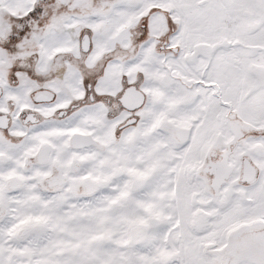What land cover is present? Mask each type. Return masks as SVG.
<instances>
[{
	"label": "snow or ice",
	"instance_id": "snow-or-ice-1",
	"mask_svg": "<svg viewBox=\"0 0 264 264\" xmlns=\"http://www.w3.org/2000/svg\"><path fill=\"white\" fill-rule=\"evenodd\" d=\"M0 264H264V0H0Z\"/></svg>",
	"mask_w": 264,
	"mask_h": 264
}]
</instances>
